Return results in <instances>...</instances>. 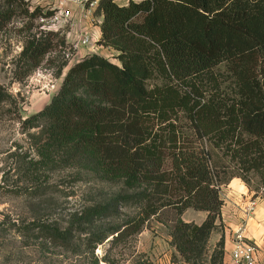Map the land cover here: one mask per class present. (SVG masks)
<instances>
[{"label": "trees", "instance_id": "16d2710c", "mask_svg": "<svg viewBox=\"0 0 264 264\" xmlns=\"http://www.w3.org/2000/svg\"><path fill=\"white\" fill-rule=\"evenodd\" d=\"M94 12L102 15L97 44L119 63L91 53L71 65L49 103L22 121L37 129L36 158L18 157L124 184L76 219L96 227L92 250L123 233L104 228L103 217L135 204L134 232L171 210L170 242L182 261L222 264L223 234L207 248L222 225L221 186L238 177L252 197L264 193V0H99ZM10 16L0 12V30ZM52 46L48 35L32 36L20 56L36 66ZM7 99L0 84V104ZM187 208L206 216L184 221Z\"/></svg>", "mask_w": 264, "mask_h": 264}, {"label": "rangeland", "instance_id": "374dc122", "mask_svg": "<svg viewBox=\"0 0 264 264\" xmlns=\"http://www.w3.org/2000/svg\"><path fill=\"white\" fill-rule=\"evenodd\" d=\"M31 4L35 6L30 1L11 6L0 0V12L11 14L0 30V84L9 96L0 104V264H186L170 242L173 211L161 210L134 232L139 211L135 204L103 217L104 228L119 225L123 233L92 250L96 227L78 225L76 219L86 206L120 193L124 184L84 169L28 164L18 157L36 158L31 135L37 129L24 127L23 119L49 103L69 67L82 58L75 40L66 37L69 26L42 28L38 14L30 15ZM41 34L48 35L53 46L32 66L20 52L32 36ZM97 54L119 63L115 50ZM219 69L226 72L224 66ZM232 179L242 181L233 177L228 183ZM247 190L256 204L264 202V193L252 197L253 191ZM55 227L65 232L63 239H54L48 231ZM222 234L223 223L208 239V254Z\"/></svg>", "mask_w": 264, "mask_h": 264}, {"label": "crops", "instance_id": "0c3cea01", "mask_svg": "<svg viewBox=\"0 0 264 264\" xmlns=\"http://www.w3.org/2000/svg\"><path fill=\"white\" fill-rule=\"evenodd\" d=\"M31 1L35 2L36 0ZM127 1L128 0H116V2L120 4H126ZM68 6L77 14V16L79 15L80 11L76 5L69 3ZM90 19V17H85L78 25L69 27L66 37H72V39L75 40L76 35L80 30H88L92 28L98 30L100 34L102 15L94 12L93 22ZM90 48H92V51H89ZM76 49L80 57H83V55H86L89 52L98 53L102 49L107 51L111 50V52L113 51L111 48L98 45L97 43H93L92 46L89 44L87 46L80 45ZM221 195L223 198V204L220 213V220L224 224V254L222 264H236L231 257V251L234 247V242L232 240L233 231L241 220L242 212L240 208L244 207L248 199L251 198V195L242 181L234 179H232L226 187L222 188ZM205 216V211L187 208L182 213L181 218L187 222L200 224ZM245 235L257 245V264H264V202L256 204L252 216L247 221Z\"/></svg>", "mask_w": 264, "mask_h": 264}, {"label": "built area", "instance_id": "2783aa9c", "mask_svg": "<svg viewBox=\"0 0 264 264\" xmlns=\"http://www.w3.org/2000/svg\"><path fill=\"white\" fill-rule=\"evenodd\" d=\"M34 3L30 5V11L36 6L41 9V13L37 15L38 22L44 29H55L63 26L73 27L78 25L85 17H90L94 20V10L97 6L98 0H26ZM74 4L79 8V15L68 6ZM47 11H51L47 14ZM94 26V25H93ZM100 38L98 30L88 29L80 30L74 42V47L78 48L80 45L87 46L97 43ZM93 48V47H92ZM92 48L89 51H92ZM257 198H249L244 207H241V220L233 231L232 240L234 247L231 251V257L236 264H257V245L251 241L246 235L247 221L252 215L253 209L256 206Z\"/></svg>", "mask_w": 264, "mask_h": 264}]
</instances>
